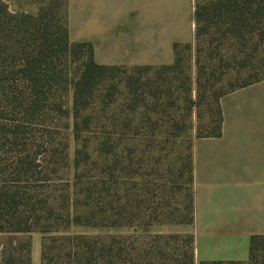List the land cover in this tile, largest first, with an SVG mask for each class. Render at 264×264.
Masks as SVG:
<instances>
[{"label":"trees","instance_id":"trees-1","mask_svg":"<svg viewBox=\"0 0 264 264\" xmlns=\"http://www.w3.org/2000/svg\"><path fill=\"white\" fill-rule=\"evenodd\" d=\"M9 1L0 0V234L41 233V264H120L117 237L94 238L75 230L133 228L148 233L158 223L192 224L194 195L179 206L176 170L170 165L164 179L155 160L152 170L145 171L146 155L156 150L150 146L159 135L169 143L179 134L185 137L188 146L177 172H189L193 185V142L222 135L221 97L264 80V60L248 53L249 44L264 41V0L196 1L197 83L210 67L227 62L230 89L218 97L216 129L208 135L198 129L194 139L190 75L183 82L186 122L179 134L174 124L163 130L145 125L152 120L150 99L156 101L154 110L175 92L180 46L173 65L135 67L134 74L120 78L126 67L101 65L92 44L70 39L65 1L33 0L39 5L37 13L12 11ZM152 70L156 78H145ZM121 88L131 110L123 126L112 109L124 94ZM135 120L140 121L136 126ZM71 137L76 144L73 159ZM162 191L168 196L162 197ZM193 244L194 239L183 264H195ZM260 259L264 236H254L247 264ZM0 264H31L29 248L7 246Z\"/></svg>","mask_w":264,"mask_h":264},{"label":"crops","instance_id":"crops-1","mask_svg":"<svg viewBox=\"0 0 264 264\" xmlns=\"http://www.w3.org/2000/svg\"><path fill=\"white\" fill-rule=\"evenodd\" d=\"M76 1L79 8L70 2L68 9L70 39L92 44L101 65H173L176 46L195 41L194 0L189 34L180 11L178 21L156 22L150 0ZM220 106L222 135L193 142L199 262L247 261L251 238L264 236V80L224 95Z\"/></svg>","mask_w":264,"mask_h":264},{"label":"rangeland","instance_id":"rangeland-1","mask_svg":"<svg viewBox=\"0 0 264 264\" xmlns=\"http://www.w3.org/2000/svg\"><path fill=\"white\" fill-rule=\"evenodd\" d=\"M69 4L71 2V8L73 11L78 9V2L76 0H63ZM194 0V7L196 6ZM181 5L179 6V4ZM10 7L12 11H18L23 9L31 13L38 12V4L33 0H10ZM150 12H154L156 22L162 21L163 23H172L174 20L178 21V12L180 11V21L182 28L190 32L191 18H192V0H150ZM154 6V8H153ZM69 12V10H68ZM140 12V11H139ZM185 17V19H184ZM185 20V21H184ZM249 55L250 57L256 56L257 58L264 60V41L249 44ZM181 53V71H178L174 76L168 74V77H173L174 80V93H169L168 98L164 101L163 107H156V101L150 99L148 109L150 110L149 116L152 118L150 122H146L145 125L150 127L157 125L161 130L169 128L171 124H174L177 134L184 125L185 120V90L183 87L184 79L187 75H190L193 81V92L192 97L195 102L191 119L189 123L192 125L191 136L194 139L197 134V130H201L202 134L212 133L218 124V97L229 90L228 77L226 75L227 62L223 63V66L210 67L203 75L200 83L198 81V72L196 67V40L194 42H188L179 47ZM159 67V66H155ZM127 71L120 74V78L130 76L134 74V68H126ZM156 70L148 71L145 73V78L153 80L156 78ZM123 95L118 96L117 103L112 107L117 112L119 120L118 125L127 124L126 119L128 113L131 114L129 109V99L126 98V93L121 88ZM174 102V103H173ZM67 105L71 107L72 96L69 95L67 98ZM198 105V106H197ZM153 107V108H152ZM143 108H141L140 112ZM157 110V111H156ZM158 114V115H157ZM163 115L164 119L160 120ZM160 120V121H157ZM68 123L72 124V119H68ZM110 122H105L109 125ZM139 120H135L133 125H138ZM185 137H175L172 143L166 142L164 135H159L153 140L150 147L155 146V151L146 155L147 159L145 162V171H151L155 160H158V165L161 174L165 175L164 179L169 177V166L176 170V196L175 201L179 206L187 202V195L190 193L194 195V183L189 184L188 175L189 172H181L179 175L177 169L182 166L180 161L181 154L186 153L188 141ZM141 142V141H140ZM129 142L127 144H131ZM123 145L124 144L122 142ZM149 144V140L142 142L140 153L137 151V155L141 156V150L144 146ZM123 148V146H122ZM76 149L74 138L70 139V155L73 159ZM174 165V167H173ZM168 173V174H167ZM169 192L160 194L162 197H167ZM78 233L86 234L89 237H105L115 236L119 239L121 258L120 264H144V261H148L150 264H159L162 262H169L170 260L178 261L180 263L185 262V255L190 248V244L194 239L193 223L192 224H177V223H158L155 224L148 233H142L141 231L133 228H121V229H84L80 228L75 230ZM43 235L38 232L25 233V234H0V259L5 253L7 246L13 247H28L30 252L31 264H41V250H42ZM194 245V244H193ZM146 252L149 258H143L142 252ZM130 254V256H129ZM157 255L158 258H154ZM261 256L262 254L259 253ZM149 259V260H148ZM264 260H258V263L250 264H262ZM195 264L200 262L195 257ZM231 264H247V261L234 262Z\"/></svg>","mask_w":264,"mask_h":264}]
</instances>
